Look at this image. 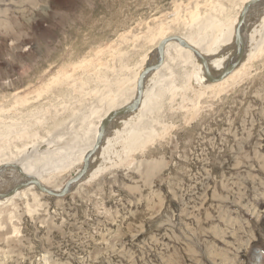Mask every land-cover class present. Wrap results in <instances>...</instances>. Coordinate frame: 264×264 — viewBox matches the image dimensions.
<instances>
[{
	"label": "rangeland",
	"instance_id": "obj_1",
	"mask_svg": "<svg viewBox=\"0 0 264 264\" xmlns=\"http://www.w3.org/2000/svg\"><path fill=\"white\" fill-rule=\"evenodd\" d=\"M244 2L0 0V150L40 166L47 144L56 157L79 156L163 35L206 36L222 54L230 43H216L220 23L237 22ZM257 5L243 25L244 68L223 89L168 56L162 79L148 83L155 97L141 130L152 137L143 145L129 150V130L111 131L118 139L98 155V172L64 197L36 187L0 203V264H264ZM82 165H51L44 177L60 188Z\"/></svg>",
	"mask_w": 264,
	"mask_h": 264
},
{
	"label": "bare ground",
	"instance_id": "obj_2",
	"mask_svg": "<svg viewBox=\"0 0 264 264\" xmlns=\"http://www.w3.org/2000/svg\"><path fill=\"white\" fill-rule=\"evenodd\" d=\"M249 1H251V0H245L244 3H247ZM263 2H264V0H262L261 2L258 3L257 6H255L256 10H254V11H257V13L255 14L256 17H259L261 15L260 11L262 10V8L264 6H259V5H261ZM199 12L201 15V10H199ZM252 13H253V10H250L249 21H250V17H252ZM204 21H205V19L203 17L200 16L198 18V24L199 25H202ZM237 23H238V21L237 22L235 21L232 25L231 24L229 25V24L224 23V22L220 23L221 40L218 39L216 43H218L220 41H222L220 43V45H225V43H227V42L230 43V47H228L226 49V52H223L222 54L217 52L218 47H216L215 45H212L206 36L196 38L193 36L186 37V36L178 35V34L163 35L159 39L158 43L164 39L171 37V36H175V35L180 36L183 39H185L188 43H190L192 46H194L196 49H198L204 56L207 57L208 62L210 63L213 70L221 71V70H223L224 66H226L225 61L227 60V58L228 57L231 58L235 54V50H236L235 35H236ZM200 28H203V27H200ZM242 33L244 35L248 34L246 27H244V26L242 28ZM245 40H246V38H245ZM219 47L221 48V46H219ZM224 47L226 48V45ZM245 48H246L245 49V51H246L247 46H245ZM171 50H173L174 52H172ZM209 51L211 53H209ZM168 56H171L172 59L180 60V62L186 66L193 65L195 67L193 79H195L199 84L209 85V86H212L216 89H223L225 87V85L228 83V81L233 78V76L239 74L241 72V70L244 68L245 60H246L244 58L242 60L241 64L224 80H222L220 82H216V83L213 82L212 83L207 79V77L205 75V71H204V66H203L202 62L200 61V59L196 56L195 53H193L190 49L184 47L178 41H175V40L168 41V43L166 44L165 51H164V60H163L162 64L158 68L152 70L145 77V82H144L145 83L144 84L145 89H144L142 101H141L139 107L137 108V110L132 111L130 113H127L124 116H121L119 118H116L115 120H113L110 123L109 127L106 130V134L104 136V139L102 141L101 146L97 149L96 153L94 154V156L90 160L89 170H88V173L85 177H91L92 178V176L98 172V168L95 169V166H94L95 160L98 158V155L102 156L106 152V150L108 149L107 145L111 140L118 139L117 137H111L112 136L111 131H113V135H114L116 133L122 134L121 129L127 128V130H129L130 137L127 138V145H126V148L129 150L132 148L139 147V146L143 145L144 143H142V142L145 139L152 137V133H149V131L143 132L141 130V125L145 122L147 115L153 106L154 97H155V92L153 91V89L148 88V83L150 81H152L153 79H156V80L162 79V76H163L162 70L166 69V68L168 69V67H169L168 58H167ZM246 56L247 57L250 56V53L247 52ZM157 61H158V52L156 49V51L154 52V54L152 56H150V57L148 56L147 58H145L142 61V63L137 67V73L133 76V78L135 79L134 87L130 90L125 91V92L120 91V93H118V100H120V102H118L116 105H108L107 108L102 110V114L99 117L98 123L95 125V128H94V136H93V138H91L90 141L88 139V143L85 144L86 148L80 152L79 156L74 155V153H72V155H69L66 152L62 156L56 157L54 152H50L48 150V144L46 143L47 148L43 149V150L40 149V152L42 151L41 153L38 152V153H40V155L42 153H44V154H42V155H44L43 159H40V161L38 160V162H42L41 166H40V164H38L36 162L37 160L34 161L35 159H29L32 157H29L28 155H27L28 157L19 160L20 158L17 159V157L15 155L8 154V151L5 152V151L0 150V193H8L16 185L27 183V180L30 178L38 179L40 181V183L44 184V186H46V187H48V188H50L56 192L61 191L66 182L64 183V185L62 187L55 188L54 186H52V184H49V179H48L49 176L47 175L46 177H44V175H46V174H44V171H50L52 169L51 165H61V168H63V169H71V168H74L75 166H77L81 163L84 164V159H85L86 155L94 149V146H95L96 141L98 139L99 130H100V126H101L102 121L108 115H110L112 112L117 111L118 109L133 103V101L137 97V93H138V80H139L140 74L142 73V71L145 69L146 66L153 65ZM215 71H213L215 75L217 73H219V72H215ZM191 78H192V75L189 76L188 81H190ZM4 135H6V134H4ZM0 139H2V138H0ZM45 139H48V138H45ZM6 141L7 140L4 139V142H6ZM43 141L45 142V140H43ZM46 141H49V140H46ZM8 142L10 143V138H8ZM38 145H41V144H38ZM49 145H52V144H49ZM54 149H55V147H54ZM40 155L38 154V156H40ZM44 159H46V160H44ZM53 160L58 161L59 164H55L56 162L54 163ZM16 168L17 169L19 168V169L17 170ZM54 168H57V167L53 166V169ZM79 170L80 169H78L76 172H78ZM42 176L46 180H43ZM78 183H76L74 185H77ZM74 185L72 186V188L74 187ZM36 187H37L36 185L30 184L26 187L19 189L12 196L0 197V203H2V202L4 203L6 201H9L12 197L16 196V194H18L20 192L29 191L31 189H35ZM58 198H60V197H58Z\"/></svg>",
	"mask_w": 264,
	"mask_h": 264
},
{
	"label": "water",
	"instance_id": "obj_3",
	"mask_svg": "<svg viewBox=\"0 0 264 264\" xmlns=\"http://www.w3.org/2000/svg\"><path fill=\"white\" fill-rule=\"evenodd\" d=\"M261 1L262 0H251L244 5V7H243V9L239 15L238 23H237V27H236V35H235V37H236V50H235V54L230 58L229 62L226 64V66L224 67V69L222 71H220L219 73H217L215 75L213 70H212V67L210 66V63L208 62L207 57L204 56L198 49H196L194 46H192L190 43H188L182 37L175 35V36H171L167 39L162 40L159 44V47L157 48L158 61L153 65L146 66L145 69L140 74V77L138 80V93H137V97L135 98L133 103H131L125 107H122V108L118 109L117 111L112 112L110 115H108L102 121L101 126H100V130H99L98 139L96 141L94 149L86 155V157L84 159V164L81 167V169L78 172L74 173L66 181V183H65V185L61 191L56 192V191L44 186V184L40 183V181L38 179L30 178L27 180V183L16 185L8 193H0V197L12 196L19 189L26 187L30 184L36 185L40 191L47 193L49 195H52L54 197H64L65 195H67L70 192L72 186L74 184L78 183L83 177H85L87 175L88 170H89L90 160H91L92 156L94 155V153L97 151V149L101 146L102 141L104 139V136L106 134V130L109 127L110 123L113 120H115L116 118H119L121 116H124L127 113H130L132 111L137 110V108L139 107V105L142 101V96H143L144 89H145L144 88L145 87V85H144L145 84L144 83L145 77L152 70L158 68L162 64V62L164 60V51H165L166 44L168 43V41H170V40L178 41L184 47L190 49L193 53H195L196 56L202 62L203 66H204L205 75L210 82H212V83L213 82L214 83L220 82V81L224 80L226 77H228L241 64L242 60L244 59L246 42H245L244 35L242 33V28L246 22V18L248 16V13L250 12L251 8Z\"/></svg>",
	"mask_w": 264,
	"mask_h": 264
}]
</instances>
